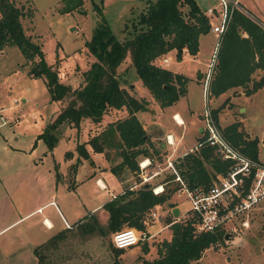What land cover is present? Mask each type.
Listing matches in <instances>:
<instances>
[{
	"label": "rangeland",
	"instance_id": "obj_1",
	"mask_svg": "<svg viewBox=\"0 0 264 264\" xmlns=\"http://www.w3.org/2000/svg\"><path fill=\"white\" fill-rule=\"evenodd\" d=\"M82 1L85 14L76 11L60 12V0H15V3L21 5L27 13L21 18L25 33L40 44L44 60L57 71L58 79L70 87V91L62 99L50 100L43 79L31 77L27 74L28 63H25L18 48L14 45L4 46L2 52H0V97L4 98L3 103L7 106L5 109L8 119L6 127L10 129L20 127L22 141L32 138V133L39 131L40 127L48 120H52L71 99L74 103L78 102L72 90L81 87L84 83L82 72L94 60V56L88 51L84 42L90 37L97 23H106L120 40L130 37L132 34L131 23L136 20L138 13L146 5V0H102L101 2L100 0H93L100 6L101 16L93 9L92 0ZM244 1L252 9H247L249 13L254 16L257 13L264 20V0ZM195 2L202 10L209 5L216 4L217 0H195ZM213 40L214 37L210 31L200 35V53L197 61L195 59L184 61L190 69L185 72L187 75L192 76L193 65L197 63L201 68L205 67ZM166 56H168L167 52ZM173 57L171 56V59ZM260 73L261 71L256 69L251 73V78H258ZM115 74L119 85L125 88L128 93L137 99L146 100L145 109L135 111V117L137 115L148 117L145 127L141 126L145 132L146 141L140 147L147 150L149 158H142L141 155L137 156V169L129 170L126 166L120 168V175L125 176L124 179H126L124 188L128 187L129 191L134 192L143 183H146L153 193L152 188L155 189L159 186H161V190L163 187L170 189L177 183L174 179L168 178L169 173L172 172L170 166H168V161L181 157L182 153L188 150L189 145L193 148L196 143L193 133L196 124L201 121V113L200 121L196 115L198 110L202 111L201 84L194 79H189L186 98H179L176 102L162 109L157 101L149 95L148 90L138 82L140 79L134 71L128 52L116 66ZM199 74V69L194 70V76L198 78ZM250 84L251 82H248L247 86L249 87ZM252 94L251 92L245 94L244 86H236L223 91L217 96L211 94L209 105L212 109L220 106L216 111V119L214 118L220 129L228 123L236 121L238 129L243 134L250 138H257L258 160L264 164V86L252 92ZM248 95H251V97ZM187 102L190 104L193 114H195V122L192 126H178L175 124L171 112L173 110L184 112L187 108ZM13 113L16 116V121L14 116H11ZM124 114L127 115L124 108L108 107L97 122L82 117L77 125L65 122L59 126L56 142L50 151L52 150L51 152L54 153V157L60 163V166L64 167L66 164L69 167L68 176L76 173V178L96 175H100L104 179L115 177L111 169L102 166L105 164L109 166L116 161L120 162L121 156L117 153V147L104 146L103 151H94L87 139L99 132L107 122L124 117ZM161 122L167 129L182 132L181 141L176 148L178 152H174L171 156H168L171 151L170 148L160 146V142H165V136L161 132L163 130ZM41 142L39 140V145H42ZM77 145H83L87 155L79 153L76 149ZM42 147H44V143ZM182 149L186 150L180 153L179 151ZM146 159L148 162L144 165L141 174L150 175V179L149 181L140 182L139 161L143 162ZM205 166L209 168L207 164ZM91 183H93L92 180ZM92 187L93 189L96 188L95 185ZM92 193L89 192V196L93 199ZM103 194L108 197V192L105 190L99 191L97 188V201L105 199ZM133 194L131 193L127 198ZM84 199L86 201L85 206L81 204V208L84 212H87L90 200H87L88 198ZM174 206L179 208L177 216H173L171 213ZM189 206L188 199L176 187L171 191L168 200L158 206L149 207L143 213V218L147 219V222H151L153 218H156L165 223L166 227L162 232L152 234V231H146L142 228L141 231L145 232L146 237L137 244L138 247H134V249H130L132 246L126 247L125 251L122 250L119 255L114 256L109 244L112 231L108 229L107 225H104L95 230L88 238L89 246L92 248L93 245H97L98 254L113 255L115 260L118 258L116 264H143L142 258L152 259L156 257L157 245L161 240L170 237L167 219L177 217L183 219L188 215L186 210L189 209ZM152 211L155 212V215L150 214ZM247 219L248 225L246 227L240 225L239 218L234 220L235 235H226V238L224 235L222 240L206 248L197 260H191L189 264H264V196L250 210ZM86 225L94 227L89 220L83 223L81 228ZM121 226H125V224ZM101 241L107 243L108 248L105 251L101 248ZM144 242L146 243V250L141 249ZM12 247V245L7 246L5 251L7 252Z\"/></svg>",
	"mask_w": 264,
	"mask_h": 264
},
{
	"label": "trees",
	"instance_id": "obj_2",
	"mask_svg": "<svg viewBox=\"0 0 264 264\" xmlns=\"http://www.w3.org/2000/svg\"><path fill=\"white\" fill-rule=\"evenodd\" d=\"M60 2V12L76 11L85 14L82 0ZM145 4L131 23L130 37L118 39L104 22L97 23L93 28L84 44L94 60L82 72L84 83L72 90L78 102L74 103L71 99L37 134L48 150L54 146L62 123L77 125L82 117L97 122L108 107H113L124 108L127 115L107 122L99 132L88 138L92 149L100 152L104 146L117 147L121 160L110 166L115 174L123 166L129 170L137 169L136 157L139 155L149 158L147 150L140 147L146 141L145 132L134 115L135 111L145 109L146 100L137 99L119 85L115 68L128 52L141 84L159 106L169 105L185 93L188 78L165 66L153 64L152 59L171 49L175 50L176 59L180 58L182 48L189 54H195L198 36L208 32L209 24L195 0H146ZM92 7L101 15L100 6L93 0ZM26 14L15 0H0V49L8 45L16 46L25 63H28L27 74L43 79L50 100L62 99L70 87L58 79L57 71L44 60L40 44L25 33L21 18ZM256 19L260 21L248 11L233 8L227 27L220 36L217 61L210 81V93L213 96L236 86H244L245 94H249L264 84V26ZM256 69H260L261 73L258 78L252 79L251 73ZM248 82H251L249 87ZM219 107L212 109L215 119ZM237 126L236 121L223 126V135L240 152L259 161L257 138L247 137ZM76 149L87 155L83 145H77ZM172 162L190 188L206 187L216 172H225L230 164L218 158L208 145L186 151ZM173 177L174 173L170 172L168 178ZM175 183L177 185L170 189L163 187L158 193H153L143 183L134 192L126 189L121 195L104 202L103 207L108 211V229H118L123 221L129 226L142 229L141 214L154 204L168 200L171 191L178 186V182ZM130 193L134 194L127 198ZM166 222L170 237L161 240L156 248L157 256L143 259V264H189L191 260H197L206 248L224 238L221 229L197 230L191 215L183 219L168 218ZM109 244L114 256L122 252L123 248L114 247L111 241ZM141 249H147L145 242ZM38 264H42L40 256Z\"/></svg>",
	"mask_w": 264,
	"mask_h": 264
},
{
	"label": "crops",
	"instance_id": "obj_3",
	"mask_svg": "<svg viewBox=\"0 0 264 264\" xmlns=\"http://www.w3.org/2000/svg\"><path fill=\"white\" fill-rule=\"evenodd\" d=\"M237 3L243 11L251 9L244 0H237ZM253 14L255 13L253 12ZM256 14L255 17L264 25V20L259 14ZM200 35L198 36V49L195 54H189L186 49L182 48L180 58L176 59L175 50L171 49L167 51L169 61L165 66L173 72L183 74L188 78V81L189 79H194L199 83L205 67L201 68L197 63L193 65L192 76L187 75L185 72L190 69L184 61L189 59L197 61L200 53ZM2 49H0V52H2ZM171 56H174L173 59H171ZM198 69L200 74L197 78L194 76V70ZM257 70L261 71L260 69ZM138 82L141 83L140 80ZM186 91L179 98H186ZM248 96L251 97V95ZM3 99L0 97V264H38V256H40L42 264H116L118 258L115 260L113 255L98 254L97 245L95 246L91 243L93 245L91 248L88 238L95 230L107 225L108 211L103 207V203L116 195H121L128 189V187L124 188L126 183L125 176H121L120 171H118V174L114 173L116 178L109 177L107 179L100 175L76 178V173L68 176L69 167L66 164L64 167L60 166V163L54 157V153L51 152L52 150H48L42 139L37 137V134L51 119L42 125L39 131L32 133L33 140L29 138L22 141L20 138L22 133L20 127L14 129L6 127L8 119L5 109L7 106L3 103ZM167 106H161V108L164 109ZM186 107L184 112L179 110L171 112V116L178 126H192L195 122V114H193L194 112L188 102ZM200 112V110L196 112L199 121ZM11 116H14L16 121L14 113ZM176 116L180 117L181 122L176 119ZM136 118L144 128L148 117L137 115ZM161 132L164 136L168 134L172 139L171 144L166 141L160 142L161 147L164 146L171 149L168 156L178 152L176 148L181 141L182 132L167 129L165 125H163ZM193 135L194 141L200 139L202 135L201 121L196 124ZM39 140L42 141L41 146L39 145ZM43 143L44 147H42ZM188 148H190V145ZM184 150L186 149H182L179 152L182 153ZM118 162L116 161L109 166L105 164L102 167L110 169V166ZM139 169L141 176L143 167L140 165ZM149 179L148 177L145 181H149ZM91 180L93 183H91ZM93 185L96 188L93 189ZM97 188L99 191L105 190L108 192V197L103 194L105 199L97 201ZM89 192H93V199L89 196ZM84 198L90 200L87 212H84L81 208V204L85 206L84 203L86 201ZM155 205L158 206L160 203H156L153 206ZM89 220L94 227L86 225L81 228V225ZM140 221L143 228L146 231H152V234L162 232L166 227L165 223L156 218H153L151 222H147V219L143 218V214L140 216ZM123 224L129 226L123 221L119 228L124 227L121 226ZM11 245L13 247L6 252V247ZM101 246L103 251L108 248L106 241H101ZM94 247L96 248L94 249ZM134 247L137 248L138 245H133L130 249H134ZM34 248H36V252ZM123 250L125 251V248Z\"/></svg>",
	"mask_w": 264,
	"mask_h": 264
},
{
	"label": "built area",
	"instance_id": "obj_4",
	"mask_svg": "<svg viewBox=\"0 0 264 264\" xmlns=\"http://www.w3.org/2000/svg\"><path fill=\"white\" fill-rule=\"evenodd\" d=\"M233 8H239L237 0H217L216 4L201 10L202 14L207 17L208 31L212 33L214 40L200 77L202 135L193 148L190 147L187 150L193 151L203 145H208L218 158L230 162L229 167L225 172H216L206 187L190 188L178 174L172 160L168 161V166L174 173L173 179L178 182L177 189L190 203L186 211L195 220L196 229L200 231L221 229L227 236L236 234L233 221L237 218L240 219L241 226L248 225V213L264 196V164L243 154L225 138L222 130L217 126L209 105L210 81L217 61L220 36L227 27ZM168 61L169 56L165 53L152 59V63L157 66H166ZM165 141L172 143L168 134L165 135ZM139 164L141 165V161ZM149 176L141 174L140 182L147 180ZM152 189L154 193H157L154 188ZM150 214L155 215V212L152 211ZM145 237V232L140 229L124 226L111 232L110 241L116 248H126L137 245Z\"/></svg>",
	"mask_w": 264,
	"mask_h": 264
},
{
	"label": "water",
	"instance_id": "obj_5",
	"mask_svg": "<svg viewBox=\"0 0 264 264\" xmlns=\"http://www.w3.org/2000/svg\"><path fill=\"white\" fill-rule=\"evenodd\" d=\"M257 20V19H256ZM258 21V20H257ZM262 26H264L260 21H258ZM178 207L177 206H174L172 209H171V213L173 216H177L178 214ZM225 238H226V235H225Z\"/></svg>",
	"mask_w": 264,
	"mask_h": 264
},
{
	"label": "bare ground",
	"instance_id": "obj_6",
	"mask_svg": "<svg viewBox=\"0 0 264 264\" xmlns=\"http://www.w3.org/2000/svg\"><path fill=\"white\" fill-rule=\"evenodd\" d=\"M176 119H177L179 122H181V119H180L179 116H176ZM146 161L148 162V160H143V162H141V165H145V162H146ZM147 162H146V163H147ZM160 190H161V186L155 188V191H156V192H159Z\"/></svg>",
	"mask_w": 264,
	"mask_h": 264
}]
</instances>
